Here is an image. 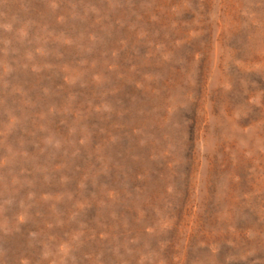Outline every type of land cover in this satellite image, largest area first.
<instances>
[{"label":"rangeland","instance_id":"obj_1","mask_svg":"<svg viewBox=\"0 0 264 264\" xmlns=\"http://www.w3.org/2000/svg\"><path fill=\"white\" fill-rule=\"evenodd\" d=\"M0 264H264V0H0Z\"/></svg>","mask_w":264,"mask_h":264}]
</instances>
